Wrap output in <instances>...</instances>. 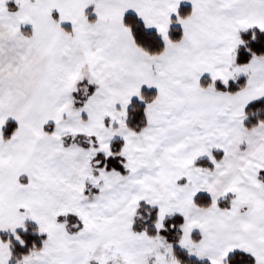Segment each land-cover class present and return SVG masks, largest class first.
Masks as SVG:
<instances>
[{
  "label": "snow or ice",
  "instance_id": "1",
  "mask_svg": "<svg viewBox=\"0 0 264 264\" xmlns=\"http://www.w3.org/2000/svg\"><path fill=\"white\" fill-rule=\"evenodd\" d=\"M0 264H264V0H0Z\"/></svg>",
  "mask_w": 264,
  "mask_h": 264
}]
</instances>
